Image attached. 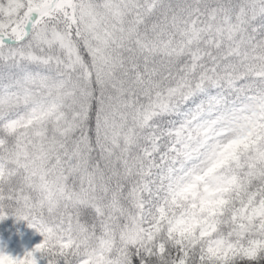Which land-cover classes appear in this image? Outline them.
<instances>
[{"label":"snow or ice","instance_id":"obj_1","mask_svg":"<svg viewBox=\"0 0 264 264\" xmlns=\"http://www.w3.org/2000/svg\"><path fill=\"white\" fill-rule=\"evenodd\" d=\"M0 264H264V0H0Z\"/></svg>","mask_w":264,"mask_h":264},{"label":"trees","instance_id":"obj_2","mask_svg":"<svg viewBox=\"0 0 264 264\" xmlns=\"http://www.w3.org/2000/svg\"><path fill=\"white\" fill-rule=\"evenodd\" d=\"M41 239L24 222L17 224L10 219L0 224V240H3L17 253H23L25 249H30Z\"/></svg>","mask_w":264,"mask_h":264}]
</instances>
